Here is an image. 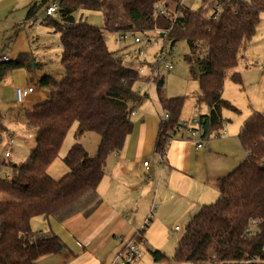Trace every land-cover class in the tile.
I'll return each mask as SVG.
<instances>
[{"label": "trees", "instance_id": "1", "mask_svg": "<svg viewBox=\"0 0 264 264\" xmlns=\"http://www.w3.org/2000/svg\"><path fill=\"white\" fill-rule=\"evenodd\" d=\"M52 3L55 14L44 11L41 20L59 33L63 78L43 75L35 85L45 88L49 97L20 109L25 129L34 136L27 158L18 163L0 158V170L10 168L9 178L0 174V264H38L41 256L68 248L48 223L34 229V217L46 222L53 217L59 223L78 214L87 218L101 203L97 186L107 157L122 150L134 127L131 113L148 97L135 88L148 77L141 72V48L111 50L106 32L136 36L159 30L172 43L188 42L190 53L184 58L198 81L196 102L208 107L199 115L204 139L212 132L219 134L224 108L238 111L222 96L224 75L237 66L241 49L254 37L264 14V0H219L218 10L214 0H201L196 9L182 0H32L24 21L35 22L38 11ZM86 11L101 13L102 25L87 22ZM34 61L30 51L14 59L0 58V81L11 70L30 72ZM230 79L242 84L237 71ZM155 81L157 100L166 114L160 148L162 135L181 120L184 97H167L163 80L157 76ZM75 122L76 136L94 132L99 142L93 155L81 143L72 144L63 157L68 170L56 179L49 168ZM238 140L245 157L220 178L218 198L190 219L171 259L151 250L153 264H253L252 259L264 257V113L255 111L246 119Z\"/></svg>", "mask_w": 264, "mask_h": 264}, {"label": "rangeland", "instance_id": "2", "mask_svg": "<svg viewBox=\"0 0 264 264\" xmlns=\"http://www.w3.org/2000/svg\"><path fill=\"white\" fill-rule=\"evenodd\" d=\"M29 1L30 0H0V55L6 52L11 59H14L21 52H32L35 56V61L31 64L32 73L30 76H32V81L29 78L27 70H25L27 80H25L23 73L18 74L16 78L13 77V70H11L8 71L6 76H4L0 81V88L2 86L10 85L12 81L18 84L17 86L19 87H24L27 84H30L33 85L37 91L45 93L43 98L44 100L49 97V92L45 88L36 86L35 83L37 82L39 76L45 74L46 70H48V74L56 80H62L63 69L60 64V54L62 49L59 41V33L54 32L53 28L41 20L45 16L43 8L38 11V19L35 22L24 21L26 13L25 5ZM48 1L51 2L52 0ZM182 3L192 9H196L200 6L201 0H182ZM214 3L217 5L219 0H214ZM79 15L80 12H76L75 16L78 17ZM83 18H85L87 22L97 26H101L103 22L102 15L99 12L86 11L83 14ZM136 36L140 37V43H135L133 41V36L130 35L120 38L116 33H105L106 45L111 50H117L128 45H130L129 50L135 49L136 51L137 48H141V69L143 70V73L149 77V79L147 81L144 80L137 82L135 84V88H141L142 91L149 93V98L144 99L141 107H137L138 109L136 108L137 111L140 110L142 113L148 112L151 116L158 115L155 111V107L157 106L155 99V80L157 76L163 80L164 93L167 97H184L183 109L181 111L182 119L190 118V115L194 114L195 110L200 111V106L204 108V102H200L197 105L196 94L199 92L198 81L197 78L190 73L189 63L184 58L186 54L190 53L188 42L184 39H179L172 43V41L168 37L164 36L163 32H160L159 30L136 33ZM260 36L261 33L252 38L254 42L253 44L251 43V47L248 51L244 52V50L241 49V53H245L246 55L245 60H240L239 62L242 65H238V69L234 68L227 70L224 75L223 98L233 104L238 111L234 112L224 108L222 110V115L230 119V122H226V126L222 123L224 133H222V129H219V134L212 132L205 137V141L203 139L202 142L204 145H206V142H209L213 145L211 147L223 150V152L228 154V160H225L221 165L223 168H229L231 164L241 160L240 158L243 156V153L245 154V151L243 152L242 150L243 148L241 149L238 145L235 136H238V133L240 132L241 127L239 126L241 124V120L249 114L250 103H253L252 105L255 106L258 104V108H261L260 110L264 112V46L262 44H257V40ZM251 51H254V54H257L259 57H255ZM124 52L126 53L127 58H130L131 54L128 53L127 50ZM198 53L199 51L197 54ZM204 54L205 52L202 53V55ZM202 55L200 56L202 57ZM35 62L36 66L33 65ZM243 64H246L247 66L244 67ZM168 65H172V68L168 69ZM236 70L242 75L243 87L230 79V74ZM9 99L10 97L8 96L5 99L2 92H0V109L3 113L8 116L7 111L9 108L14 111V115L18 113L11 122L13 124L11 125L12 127H10L11 131L14 133L13 141L15 142H10H12L16 147H19V151L21 148L27 150L29 146H33L34 136L23 126L22 122L24 121V117L23 114H21V110H19V108H27V106L24 107L21 103H15ZM161 109L158 108V116L160 117L165 112L163 108ZM76 128L77 123L75 122L67 131L61 144L58 156L54 159L49 168L50 174L56 179L63 176L68 170L63 161V157L72 144L82 143L89 151H91L98 141L99 135L94 132H85L80 136H76ZM11 131L6 129H2L0 131V157L2 158L6 157L2 154L3 151L5 149H10L9 142L7 141H9V136L13 134ZM5 159L11 162L18 160L14 158L13 155L6 157ZM215 163L218 165L217 160H215ZM3 170L8 169L4 168ZM106 170H110V165L107 166ZM8 171L10 172V170ZM0 173H4V171L1 169ZM137 185L140 189L137 190L138 192L135 191L137 193L133 194V200H135L134 205L131 208L132 210L130 208L124 209L122 211L123 215L134 218L133 222L135 226H144L146 228V235H151L153 241L163 247L167 254V258L171 259L174 252L175 242H177L178 238H181L184 234L187 224L184 220L172 219L165 216L160 219L161 224L157 227L155 224L156 218L158 215L165 214L169 208L165 209L164 212H160V209L158 208L160 205L159 195L157 196V199H155L158 205L156 204V206L150 210L152 206L153 190L146 187L140 181H138ZM144 189H146V197L140 199L139 196L143 194ZM211 192V197L208 198V201H205L207 202V205L215 202L219 196V189H213L211 186ZM183 201H179V198H176L175 201L169 203V207L174 204L176 205L177 203L181 204ZM166 202L167 199L163 201V203ZM107 205H109V201L105 203V206L99 212L95 211L90 218L82 219L81 217L79 219L82 221L79 223L80 231L78 233L80 235H82V232L85 234L86 232L93 230L92 232L94 233L97 230V228H94L96 223L99 224L97 220L100 217L102 218L106 212L110 210L107 209ZM117 208L121 209V207ZM100 214L102 215L100 216ZM145 218L147 219L144 220ZM77 220H73L74 223L68 224L66 227H64L62 223L57 225L60 228L64 227L66 232L68 228L77 230L76 228L79 225L77 224ZM75 223L77 224L76 226H74ZM175 224H178L180 227L179 231H173ZM31 226L34 229H43L47 226V222L43 219V217L36 216L31 220ZM61 239L66 244L67 239ZM141 256V264H152L151 256L148 251H144V254H141ZM37 263L43 264L44 258H39ZM46 263H48V261ZM51 264H57V262L54 261Z\"/></svg>", "mask_w": 264, "mask_h": 264}, {"label": "crops", "instance_id": "3", "mask_svg": "<svg viewBox=\"0 0 264 264\" xmlns=\"http://www.w3.org/2000/svg\"><path fill=\"white\" fill-rule=\"evenodd\" d=\"M31 1L32 0H30L25 5V8ZM48 3L50 2L48 1ZM44 8L45 6L43 7V9ZM259 33H261V36L257 40V44H262L264 46V14L261 15V19L257 26L254 37L258 36ZM253 42V40L250 41L247 47L243 49L244 52L250 49L251 43L253 44ZM251 53H253L255 57H259L257 54H254V51H251ZM3 55L8 56L5 52L0 55V58H2ZM125 57H127V55ZM8 58L11 59L10 56H8ZM245 58V53L243 54L240 52L238 64L235 67L236 69H238V65H242L239 63L240 60L244 61ZM35 64L36 62L33 63L34 66ZM246 66L247 65L245 64L244 67ZM12 72V76L15 78L20 73H23L25 76V69H16ZM28 73L29 78L31 79L32 76H30V74L32 73V71ZM48 73V70H46L45 74L39 76L38 79L43 75H47ZM239 74L241 75L240 72ZM148 79L149 78L147 77L145 81H147ZM25 80H27L26 76ZM17 85L18 84L12 81L10 85L2 86L0 88V92H2L5 99L8 96L13 102H15L14 89L15 87H17ZM240 85L243 87V81ZM29 86L33 87V85L27 84L26 86H24V88ZM139 91L147 93L146 91H142L141 88H139ZM147 94V98H149V93ZM44 95L45 93H41L33 87V91L26 94L24 101L21 104L24 107H32L34 104L42 101ZM155 99L157 102V106L154 107L155 111L159 115L158 108L161 109L162 107H160V104L157 100V95ZM143 102L144 99L135 106L136 112L134 114L131 113L132 119L134 121L133 130L127 136L122 150L118 153H111L107 157L104 175L97 186V192L101 199V203L95 211L99 212L105 206V203L107 201H109L110 205H107V209L110 210L106 212V214L102 218L100 217L97 220L99 224H95L96 226L94 228H97V230L94 233L92 232L93 230H90L85 234L81 231L82 235L78 233L80 231L79 223L82 222L79 219L81 217L82 219H88L95 211L87 218L78 214L63 222L62 225L66 227L68 224L74 223L73 220L78 219L77 224L79 225L76 228L77 230L66 228L67 232L64 230V227H58L57 224L60 223H58L56 219H54L53 217H49L47 223L52 228V230L60 236V238L67 239L66 246L68 248L58 253L41 256L40 258H44L43 264H51L54 261H56L57 264H112L114 263L118 252H121L129 242L138 243L142 255L144 254V251H148L150 253L151 250L154 249H158L166 254L163 247L153 241L151 235H146V228L144 226H135L133 222L134 218L123 215L122 211L124 209H131L134 205L135 199L133 200V194L137 193V190L140 189V187L137 185L138 181L153 190L152 206L150 210H152L154 206H156L157 202L155 201V199H157V196L159 195L160 205L158 206V208L160 209V212H164L165 209L169 208L165 214L158 215V217L156 218L155 224L157 227L159 224H161L160 219L165 216H168L172 219L184 220L185 223L188 224L190 219L199 211V209L202 206L207 205V202L205 201H208V198L211 197V186L213 187V189H219L220 178L225 176L243 161L245 157L244 153L240 158L241 160H238L239 162H234V164H231L229 168H223V166H221L222 163H224L225 160H228L227 153L223 152V150H218L215 147H211L213 145L209 142H206V145L202 143L201 147H197L194 142L186 138L172 139L166 144V146H164L163 150L161 147L158 148L160 125L165 116V112L160 117L158 115L151 116L148 112L142 113L140 112V110L137 111V107H141ZM252 104L253 103H250L249 105L250 107L248 116L241 120V124L239 127H242L246 119L253 112L259 111L264 113L262 110H260L261 108H258V104L257 106ZM199 108L200 111L195 110L194 114L190 115V118H181V120H189L196 115H203L208 112V107L206 104L204 108L201 106ZM20 109L21 108H19V110ZM7 114L8 116H6L0 109V125L2 129L11 131L10 127H12L11 125H13L11 122L14 120V117L18 113L14 115V111L9 108ZM222 117L224 116L222 115ZM226 122H230V119L228 117L223 118L224 125L226 124ZM11 132L13 133V131ZM235 138L238 145L242 149L238 140V136H235ZM13 139L14 133L9 136V141H7L9 142L10 149H5L2 154L6 156L5 151L8 150L9 155H7L6 157L13 155L14 158L18 159L14 160V163H18L22 161L20 159L24 160L25 158H27L34 144L32 147L29 146L27 150L21 148L19 151V147L13 145V143L15 142L13 141ZM11 140L13 143L10 142ZM98 142L99 137L93 150H91L92 152L89 151L82 143L81 144L86 148L89 154L93 155L96 151ZM160 153L162 154V158L159 157ZM215 160L218 161V165L215 163ZM144 161L148 162L147 167L143 165ZM108 165H110V170H106ZM4 168L10 170V168H8L7 166H2L1 169L4 172L8 171L3 170ZM8 173L10 172L8 171ZM144 197H146V189H144L143 194L139 196L140 199H143ZM176 198H179V201H184L181 204L177 203L176 205L174 204L169 207V203L175 201ZM165 199H167V202L163 203ZM117 207H121L122 210ZM102 214H100V216ZM147 218H145L144 220H146ZM77 224L75 223L74 226H76ZM175 226H178V224H175L174 227ZM174 227L173 231L180 230V227L178 230H174ZM140 230H143L141 236L139 234ZM135 235L138 237V239L132 238ZM179 239L180 238H178L177 242H175L174 249ZM141 257L136 261V264L142 263ZM47 261L48 263H46ZM151 262L153 264L152 257Z\"/></svg>", "mask_w": 264, "mask_h": 264}, {"label": "built area", "instance_id": "4", "mask_svg": "<svg viewBox=\"0 0 264 264\" xmlns=\"http://www.w3.org/2000/svg\"><path fill=\"white\" fill-rule=\"evenodd\" d=\"M57 9L56 4L52 3L49 4L45 7L44 11L47 15H53L55 14ZM220 9V5L217 4V10ZM160 13H163V10L159 11ZM119 37H125L123 35H119ZM133 41L135 43H140L141 39L139 36H133ZM141 50L139 51V59L141 56ZM3 60H7L8 56L3 55L2 56ZM168 69L172 68V65H168L167 66ZM141 72H143V70L141 69ZM33 91V87L29 86V87H15L14 89V95H15V102L16 103H22L24 101V98L26 96L27 93H31ZM136 112V110L134 109L132 111V114H134ZM166 114L163 118V120L165 119ZM202 133H203V128L202 125L200 124L199 121V115H196L195 117H193L192 119L189 120H181L179 121V123L175 126V128L170 131L168 133V135H162L161 137V148L162 150L164 149V146H166V144L175 138H179V139H183L186 138L192 142H194L196 144L197 147H201L202 146ZM222 133H224V130L222 128ZM12 141V140H11ZM5 155H9V151H5ZM160 158H162V154L160 153L159 155ZM143 165L145 167L148 166V162L144 161ZM2 176H5L6 178H9L10 173L8 172H4V173H0ZM179 226H175L174 230H178ZM141 257V251L139 249L138 243L136 242H129L126 244L125 248L121 251L118 252V254L116 255V258L114 260V263L112 264H136V261ZM251 262L253 264H264V257L263 258H255L252 259Z\"/></svg>", "mask_w": 264, "mask_h": 264}]
</instances>
